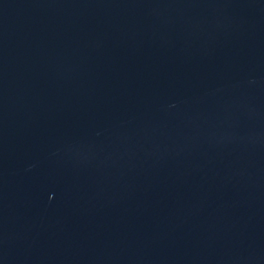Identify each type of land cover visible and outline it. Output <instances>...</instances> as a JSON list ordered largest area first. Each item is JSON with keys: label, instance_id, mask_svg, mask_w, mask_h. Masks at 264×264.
<instances>
[{"label": "water", "instance_id": "95a60500", "mask_svg": "<svg viewBox=\"0 0 264 264\" xmlns=\"http://www.w3.org/2000/svg\"><path fill=\"white\" fill-rule=\"evenodd\" d=\"M264 0H0V141Z\"/></svg>", "mask_w": 264, "mask_h": 264}]
</instances>
